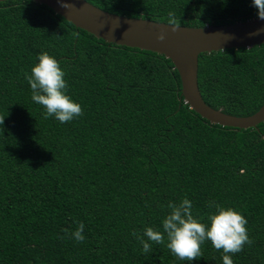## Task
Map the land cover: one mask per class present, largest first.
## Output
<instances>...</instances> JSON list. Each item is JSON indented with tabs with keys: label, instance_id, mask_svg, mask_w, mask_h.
I'll return each mask as SVG.
<instances>
[{
	"label": "trees",
	"instance_id": "16d2710c",
	"mask_svg": "<svg viewBox=\"0 0 264 264\" xmlns=\"http://www.w3.org/2000/svg\"><path fill=\"white\" fill-rule=\"evenodd\" d=\"M117 14L222 25L258 17L251 0H87ZM47 52L82 114L45 118L24 74ZM204 100L236 116L264 104V43L203 52ZM187 197L206 219L220 203L247 219L251 244L234 264H264V121L211 122L186 102L164 54L111 43L34 0L0 1V264H189L164 244L169 201ZM85 225L83 242L69 233ZM190 264H222L211 241Z\"/></svg>",
	"mask_w": 264,
	"mask_h": 264
},
{
	"label": "water",
	"instance_id": "95a60500",
	"mask_svg": "<svg viewBox=\"0 0 264 264\" xmlns=\"http://www.w3.org/2000/svg\"><path fill=\"white\" fill-rule=\"evenodd\" d=\"M5 1V0H0ZM51 7L56 13L98 38L130 47L164 54L171 59L182 80V93L196 112L211 122L238 128L256 127L264 121V104L252 115L236 116L210 106L203 98L199 82V56L228 48L252 47L264 43V27L259 17L222 25L186 26L176 30L167 22L131 17L106 11L87 0H34ZM166 39L158 40L161 31Z\"/></svg>",
	"mask_w": 264,
	"mask_h": 264
},
{
	"label": "clouds",
	"instance_id": "9594fccd",
	"mask_svg": "<svg viewBox=\"0 0 264 264\" xmlns=\"http://www.w3.org/2000/svg\"><path fill=\"white\" fill-rule=\"evenodd\" d=\"M251 3L256 8L258 17L264 20V0H251ZM63 6L70 8L72 4L69 0H64ZM167 24L172 26L173 30L180 27L172 11L168 13ZM260 33H264V27L257 29L256 34ZM166 35L162 30L157 39L163 41ZM24 78L30 87L33 102L44 107L45 118L53 117L63 124L82 114L81 104L68 94L65 71L56 57L41 52L30 71L25 72ZM167 208L170 211L162 219L163 231L152 226H145L140 236L133 231V236L139 240L144 253L151 251L152 242H166V247L174 256L190 264L202 257L201 245L205 241H211L215 249L223 252L222 264H234L233 255L252 242L246 227L247 219L231 206L215 203V210L210 212L206 219L193 215V203L187 197L182 198L179 203L169 201ZM84 229L85 225L81 221L70 233L68 229L64 231L76 242H83Z\"/></svg>",
	"mask_w": 264,
	"mask_h": 264
}]
</instances>
